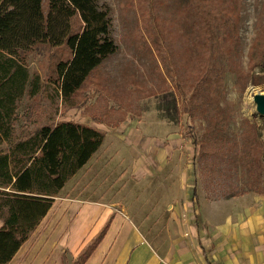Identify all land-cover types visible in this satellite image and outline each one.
<instances>
[{"label":"rangeland","instance_id":"374dc122","mask_svg":"<svg viewBox=\"0 0 264 264\" xmlns=\"http://www.w3.org/2000/svg\"><path fill=\"white\" fill-rule=\"evenodd\" d=\"M99 1L110 10L115 52L66 101L52 79L57 61L69 57V49L36 44L22 52L29 73L39 76L41 86L36 94L24 93L18 100L14 134L22 136L60 120L102 131L99 153L77 177L82 191L78 195L102 196L106 190L112 208L129 216L142 202L140 197L134 200L136 184L146 180L132 173L134 132L182 139L174 147L181 153L162 164L171 170L162 173L158 184L161 195L173 192L170 189L179 188L186 172L181 184L185 193L160 198L162 205L151 208L167 212L177 204L184 207L194 186L209 200L245 192L261 195L264 115L257 112L253 94L264 93V0ZM79 22L74 18V28ZM165 144L169 146L167 140ZM157 167L156 173L163 171ZM92 185L94 195L89 192ZM144 198L149 204L151 192ZM162 217L166 215L157 218ZM132 218L136 221L135 215ZM154 225L170 228L166 220L150 227ZM62 264L78 261L63 253Z\"/></svg>","mask_w":264,"mask_h":264},{"label":"trees","instance_id":"16d2710c","mask_svg":"<svg viewBox=\"0 0 264 264\" xmlns=\"http://www.w3.org/2000/svg\"><path fill=\"white\" fill-rule=\"evenodd\" d=\"M109 12L99 0H0V264L13 257L104 138L99 129L71 120L14 134L18 100L41 86L22 52L36 44L69 49V57L57 61L52 79L66 101L117 48L109 34ZM106 226L90 240L88 250L83 251L90 241L79 252L78 264L90 256Z\"/></svg>","mask_w":264,"mask_h":264},{"label":"crops","instance_id":"0c3cea01","mask_svg":"<svg viewBox=\"0 0 264 264\" xmlns=\"http://www.w3.org/2000/svg\"><path fill=\"white\" fill-rule=\"evenodd\" d=\"M133 139L132 173L138 180H146L136 184L134 200L140 197L142 202L134 212L129 210L131 217L112 208L107 198L111 194H107L105 187L102 188L105 193L100 196L99 193L94 195L96 191H92L94 187L91 186L89 192L96 198L78 195L82 191L77 177L97 156L101 144L66 181L48 212L6 264H62L63 253L76 258L106 224L102 238L82 264H264V192L261 195L245 192L209 200L194 186L184 207L177 204L167 212H161L162 207L160 210L151 208L154 204L162 205L160 198L171 197L173 193L177 198L185 193L181 184L186 172L181 175L179 188L170 189L173 192L161 195L158 184L162 183V173L171 170V166L162 164L166 165L169 159L181 153L174 147L179 146L182 139L178 136L164 138L151 132H134ZM145 162H150L151 166L147 167ZM157 166L163 171L156 173ZM150 192L152 199L148 204L144 195ZM146 204L149 207L142 209ZM163 214L165 219L157 218ZM164 220L170 228L150 227ZM84 221L83 229L78 230L77 226ZM160 238L168 241H159Z\"/></svg>","mask_w":264,"mask_h":264},{"label":"water","instance_id":"95a60500","mask_svg":"<svg viewBox=\"0 0 264 264\" xmlns=\"http://www.w3.org/2000/svg\"><path fill=\"white\" fill-rule=\"evenodd\" d=\"M253 101L255 103V108L258 113L264 115V93L256 92L253 94Z\"/></svg>","mask_w":264,"mask_h":264}]
</instances>
